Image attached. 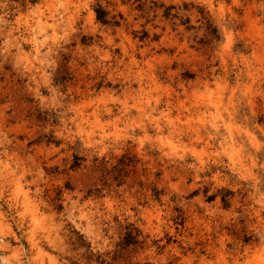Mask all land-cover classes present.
Segmentation results:
<instances>
[{
    "label": "clouds",
    "instance_id": "1",
    "mask_svg": "<svg viewBox=\"0 0 264 264\" xmlns=\"http://www.w3.org/2000/svg\"><path fill=\"white\" fill-rule=\"evenodd\" d=\"M0 264H264V0H0Z\"/></svg>",
    "mask_w": 264,
    "mask_h": 264
},
{
    "label": "rangeland",
    "instance_id": "2",
    "mask_svg": "<svg viewBox=\"0 0 264 264\" xmlns=\"http://www.w3.org/2000/svg\"><path fill=\"white\" fill-rule=\"evenodd\" d=\"M123 162H124V161H122V163H123ZM127 163H128L129 165H131V164H132V160H128ZM139 171H140V169H139L138 166H136V167H129V168H128V172H129V173L139 172ZM210 199H211V198H210ZM183 226H184V227H187V226H188L186 220H185V223H184Z\"/></svg>",
    "mask_w": 264,
    "mask_h": 264
}]
</instances>
